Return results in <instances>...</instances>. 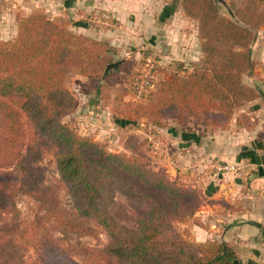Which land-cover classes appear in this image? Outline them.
<instances>
[{
    "label": "trees",
    "instance_id": "trees-1",
    "mask_svg": "<svg viewBox=\"0 0 264 264\" xmlns=\"http://www.w3.org/2000/svg\"><path fill=\"white\" fill-rule=\"evenodd\" d=\"M189 6L190 16L200 23L202 65L188 78L164 82L145 103L125 105L126 115L151 124L169 118L184 124L194 118L223 126L242 101L262 96L241 82L254 31L219 18L210 1L194 0ZM252 9L246 7L239 17L258 29L264 26V15ZM105 45L39 12L19 21L12 44L0 41V264H38L41 252V264H50V256L61 264L76 256L47 237L50 219L76 235L92 234L88 221L108 236L103 248L82 249L83 264H240L229 244L194 243L176 228L199 212L202 196L178 185L164 170L153 172L146 143L131 140L132 156L112 153L63 122L76 103L66 86L68 76L77 72L102 78L110 65L103 58ZM236 47L247 51L239 53ZM46 155L55 159L73 212L62 211L54 191L37 185L40 172L33 165ZM23 190L41 204L43 216L21 217L16 197ZM118 197L137 212L134 228L115 216Z\"/></svg>",
    "mask_w": 264,
    "mask_h": 264
},
{
    "label": "rangeland",
    "instance_id": "rangeland-1",
    "mask_svg": "<svg viewBox=\"0 0 264 264\" xmlns=\"http://www.w3.org/2000/svg\"><path fill=\"white\" fill-rule=\"evenodd\" d=\"M135 1L104 0L101 16L95 12L81 16L82 9L79 7L74 10L68 9L65 0H32L31 3L28 0H0V41L12 44L18 35L19 21L39 12L65 26L74 34L105 43L104 60L109 64L120 61L124 63L118 71L108 76L104 75L100 79L72 72L68 76L66 86L74 94L76 103L73 111L63 118V122L79 135L105 145L112 153L132 156V152L128 149L131 140L138 139L146 143L148 167L153 172L166 171L178 185L197 189L202 196V206L212 205L213 201L208 199L203 192L204 189L199 188L190 177L195 179L203 174L210 179H219L222 176L214 178L208 171L209 162L213 159L227 161L215 156L208 157L195 165L185 163L190 180H182L183 178L178 175L181 159L174 155V149L178 144H174L173 136L177 137L182 132L190 131L205 139L208 145L212 142L218 145L219 142L226 148L230 143L235 142L236 145L231 144V150L239 156L242 145L238 140L239 133L242 126L249 127L253 123L251 103L255 100L242 101L223 126L197 122L194 118L188 119L184 124H180L175 118L163 119L159 124H151L146 118L136 119L126 115L125 105L143 104L147 101L145 98L161 88L164 82H172L176 77L188 78L202 65L205 58L199 34L200 23L190 16L189 5H192L194 0H153L140 4H135ZM198 1L202 4L210 1L219 18H227L240 28L254 31L256 38L248 46L249 67L241 74V82L246 88L258 92L259 88L252 79L257 73L258 65L253 53L260 36H264V26L252 29L251 25L244 22L239 15L246 7L250 11L254 8L257 14L264 15V0H223L228 9L216 0ZM166 10H168L167 15L164 12ZM93 18L98 22L90 21ZM235 51L245 53L247 49L236 47ZM148 55H153L156 60V86L144 97L137 98L136 81L144 66V59ZM33 167L40 172L38 187L52 189L59 208L62 211L73 212L71 197L60 181L53 156H44L34 163ZM16 202L23 219L34 220L45 214L41 204L30 197L25 190L19 192ZM201 210L202 207L199 212ZM113 212L121 224L129 228L135 227L137 212L132 211L125 198L118 197ZM198 213L184 223L176 224V228L194 243H199L195 235L198 227L210 231L214 229L212 225L217 223L215 215L201 216L203 214ZM84 222L91 228V235L68 233L59 228L53 219L46 224L47 237L57 246L56 248H71L76 253V256L65 264H83L85 253L82 249L103 248L109 244V238L101 228L88 221ZM43 254V252L39 253L38 264H41ZM53 254H57L56 250ZM61 263L60 259L50 256V264ZM105 264L109 263L105 262Z\"/></svg>",
    "mask_w": 264,
    "mask_h": 264
},
{
    "label": "crops",
    "instance_id": "crops-1",
    "mask_svg": "<svg viewBox=\"0 0 264 264\" xmlns=\"http://www.w3.org/2000/svg\"><path fill=\"white\" fill-rule=\"evenodd\" d=\"M151 1L136 0L134 3ZM65 6L72 10L81 8L84 13L81 16L93 12L101 16L104 0H65ZM164 12L167 15L168 10ZM254 49L253 57L258 65L252 79L262 96L251 103L253 123L240 130L241 154L237 156L231 150V144L236 145L235 142L226 148L219 142L208 145L205 139L190 131L177 137L172 135L174 144H178L174 155L181 159L179 177L182 180L191 178L213 201L212 205L202 206L198 214L215 215L217 223L210 231L198 227L195 235L199 243L213 240L229 244L238 252L240 264H264V36H260ZM226 149L227 152H223ZM215 156L227 162L242 163L244 167L236 174L227 173L219 179H210L203 174L189 178L185 163L195 165Z\"/></svg>",
    "mask_w": 264,
    "mask_h": 264
},
{
    "label": "built area",
    "instance_id": "built-area-1",
    "mask_svg": "<svg viewBox=\"0 0 264 264\" xmlns=\"http://www.w3.org/2000/svg\"><path fill=\"white\" fill-rule=\"evenodd\" d=\"M90 21L97 23L98 20L93 18ZM156 60L153 55H148L144 59V66L142 67L141 74L136 81L135 92L137 98H142L148 91L154 88L156 81ZM242 163H228L218 159H213L209 162L208 171L214 178L223 176L224 174H236L243 168Z\"/></svg>",
    "mask_w": 264,
    "mask_h": 264
},
{
    "label": "water",
    "instance_id": "water-1",
    "mask_svg": "<svg viewBox=\"0 0 264 264\" xmlns=\"http://www.w3.org/2000/svg\"><path fill=\"white\" fill-rule=\"evenodd\" d=\"M216 1L219 2V3H221V4H223L226 7V9H228L227 8V5L224 3L223 0H216ZM229 13L232 15V12L231 11H229ZM123 63H124V61H120L118 63H113V64L108 65L107 68H106V71H105V76H108L110 73H112L114 71H118L119 68H120V66Z\"/></svg>",
    "mask_w": 264,
    "mask_h": 264
}]
</instances>
